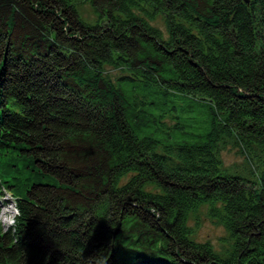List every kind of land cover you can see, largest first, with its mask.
<instances>
[{
  "label": "trees",
  "instance_id": "1",
  "mask_svg": "<svg viewBox=\"0 0 264 264\" xmlns=\"http://www.w3.org/2000/svg\"><path fill=\"white\" fill-rule=\"evenodd\" d=\"M106 66L128 70L118 80L143 91L144 116L161 93L182 95L204 130L162 146L139 136L147 120L128 121L139 116ZM0 130L6 188H18L12 168L55 179L13 191L0 264H264V167L248 185L213 149L231 134L264 153V0H0ZM201 205L228 232L224 256L190 238Z\"/></svg>",
  "mask_w": 264,
  "mask_h": 264
},
{
  "label": "rangeland",
  "instance_id": "2",
  "mask_svg": "<svg viewBox=\"0 0 264 264\" xmlns=\"http://www.w3.org/2000/svg\"><path fill=\"white\" fill-rule=\"evenodd\" d=\"M78 12L82 19L87 22H93L97 20L96 13L89 2L78 1L76 3ZM154 26H157L161 29L164 36H166L165 23L163 18L160 15H156L154 20L151 21ZM127 75L130 76L127 69L117 66H106L104 68V76H106L112 83H116L120 89H122L123 95L125 97V104L127 106V111L131 114L133 109L135 113L139 116L134 117L133 120L128 116V121L135 126L136 123L141 124L147 120L145 126L141 130H137V134L142 136L143 134L149 135L160 142V145L164 144H175L183 143L187 137L182 135L184 129H189L190 131H203L206 124V114L202 112H197V117L194 119H185L186 116L181 114L182 109L192 106V102L189 98L180 96V95H169L168 100L164 99V94L161 93L159 97V102L161 104H156L153 108L145 112V116L142 112L138 111L140 105L137 107L133 105V95L140 96L141 99L143 91L136 90L133 91L131 87V82L128 80H118L119 77ZM135 84L141 86V82L134 81ZM142 87V86H141ZM145 100H157V97L145 96ZM194 107H196L194 105ZM203 107V106H202ZM162 114L164 117L159 119V122L154 123L151 119V114ZM205 115V116H204ZM199 119V120H197ZM175 122L182 124L176 132H172V126ZM202 128L197 129V125H201ZM176 130V129H175ZM219 138V137H218ZM189 139V138H188ZM213 149L216 153L217 158L221 163V168L230 173L236 174L243 177L247 180L248 185H253L254 182H258V175L264 167V153L261 148L253 145L248 148L243 146L238 139H236L231 134H223L217 143H214ZM30 168H25L24 171L20 169L14 170L13 168L6 172V175L13 176L10 178L11 183L18 184L17 189H12L14 193L24 195L25 190L34 182L41 183H54L55 179L51 176L46 175L45 173L36 172L33 169L30 171V179H27V171ZM127 177H125V180ZM258 183H255V187H258ZM2 195H0V223L7 228V220L11 219L13 214H15L14 196L9 189L1 188ZM6 211L7 214L3 212ZM16 215V214H15ZM187 224L192 227V234L190 238L197 242H209L212 247L221 255L224 256L226 252L231 248V241L229 240L228 232L225 228L217 223L214 219L210 218L207 215V209L205 205H201L195 213L188 215Z\"/></svg>",
  "mask_w": 264,
  "mask_h": 264
},
{
  "label": "bare ground",
  "instance_id": "3",
  "mask_svg": "<svg viewBox=\"0 0 264 264\" xmlns=\"http://www.w3.org/2000/svg\"><path fill=\"white\" fill-rule=\"evenodd\" d=\"M6 211H7V210H6ZM6 211H4L3 213L5 214ZM195 212H196V211H191L190 214H191V213H195ZM222 226H223V225H222Z\"/></svg>",
  "mask_w": 264,
  "mask_h": 264
},
{
  "label": "water",
  "instance_id": "4",
  "mask_svg": "<svg viewBox=\"0 0 264 264\" xmlns=\"http://www.w3.org/2000/svg\"><path fill=\"white\" fill-rule=\"evenodd\" d=\"M246 2H248V0H245Z\"/></svg>",
  "mask_w": 264,
  "mask_h": 264
}]
</instances>
